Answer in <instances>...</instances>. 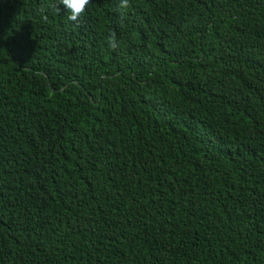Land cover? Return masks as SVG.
Here are the masks:
<instances>
[{
    "label": "trees",
    "instance_id": "16d2710c",
    "mask_svg": "<svg viewBox=\"0 0 264 264\" xmlns=\"http://www.w3.org/2000/svg\"><path fill=\"white\" fill-rule=\"evenodd\" d=\"M0 0V264H264V0Z\"/></svg>",
    "mask_w": 264,
    "mask_h": 264
},
{
    "label": "clouds",
    "instance_id": "9594fccd",
    "mask_svg": "<svg viewBox=\"0 0 264 264\" xmlns=\"http://www.w3.org/2000/svg\"><path fill=\"white\" fill-rule=\"evenodd\" d=\"M89 0H59V6L67 13V20L78 23L85 14ZM128 0H119L118 11L127 8Z\"/></svg>",
    "mask_w": 264,
    "mask_h": 264
}]
</instances>
